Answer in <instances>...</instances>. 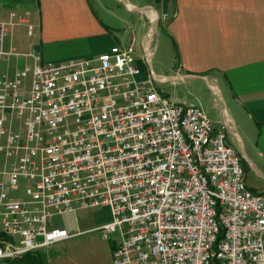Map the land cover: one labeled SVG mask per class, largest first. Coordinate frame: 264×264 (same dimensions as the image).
I'll list each match as a JSON object with an SVG mask.
<instances>
[{"label":"built area","instance_id":"obj_1","mask_svg":"<svg viewBox=\"0 0 264 264\" xmlns=\"http://www.w3.org/2000/svg\"><path fill=\"white\" fill-rule=\"evenodd\" d=\"M12 23L0 14L1 263L70 237L55 214L108 205L114 264H264V198L226 123L170 99L132 48L44 59L5 49Z\"/></svg>","mask_w":264,"mask_h":264},{"label":"crops","instance_id":"obj_2","mask_svg":"<svg viewBox=\"0 0 264 264\" xmlns=\"http://www.w3.org/2000/svg\"><path fill=\"white\" fill-rule=\"evenodd\" d=\"M29 7H35L33 17ZM12 11L26 14L28 21L11 18ZM0 14L13 22L11 31L22 22L36 28L39 41L56 49L44 59L95 57L119 44L132 48L142 65L154 71L167 96L165 82L201 78L212 105L189 104L200 105L215 127L227 124V139L239 141L243 150L247 184L264 194V0H0ZM158 21L166 24L180 54L168 73L156 72L151 64ZM52 29L61 40L45 38ZM174 100L188 104L178 94ZM91 208L59 213L68 217L58 223L53 217L54 225L72 235L59 241L61 248L54 247L56 242L38 249L46 264H114L117 235L106 239L99 227L112 219L111 208Z\"/></svg>","mask_w":264,"mask_h":264},{"label":"rangeland","instance_id":"obj_3","mask_svg":"<svg viewBox=\"0 0 264 264\" xmlns=\"http://www.w3.org/2000/svg\"><path fill=\"white\" fill-rule=\"evenodd\" d=\"M23 5V4H22ZM25 8V7H21ZM32 10V17L34 16V10L35 7H29ZM99 12H103L102 9L99 7H96ZM23 9V13H24ZM22 13V14H23ZM31 15H28V17ZM30 25V24H29ZM29 25L26 23H19L13 27V30H9L6 40H5V49H9L11 47V44L15 46L16 50L19 52H27V51H39L42 53L43 57H46V52H56V49L48 47V42L46 40L39 41V37L36 36V28L32 27L29 28ZM31 32V34L29 33ZM51 33H47L45 36H51L52 39H55L56 42L60 37L56 35V29L50 30ZM67 39V38H66ZM55 45V43H54ZM58 45V43H57ZM151 46L153 49H155L154 54L151 56V64L153 68L158 73H168L172 71V68L175 64V62H178L180 58V54L178 52L177 45L175 44V41L173 38L169 35L166 29V24L158 21L157 23V29L153 32V38L151 41ZM44 50V51H43ZM30 57H26L25 54L20 55H10L9 58H6L3 60L4 67H9L10 71H13L14 69L18 67H23L25 62L29 60ZM146 61L149 62V58L146 57ZM203 81L201 78H193L191 80L186 81H176L169 80L163 84L165 90L168 92V96L170 99H175L177 97V94L180 96V99H185L186 102L189 103H202L203 105H209L210 100L212 98V95L210 91L208 90L207 84H203ZM184 100V101H185ZM212 102V101H211ZM228 140V139H227ZM229 141V140H228ZM234 147L237 149L238 152H241V154L244 156L243 150L240 146L239 141L231 142ZM243 159V158H242ZM243 163V160H242ZM25 183H21L20 191H23V185ZM13 195H18L16 193H13ZM87 211H91V207H86ZM86 212V211H84ZM68 217L67 214H56L54 216V221L56 223L59 222L60 218L66 219ZM55 248H61V242L54 245ZM0 264H27V263H21L18 261H13L12 259H6L3 260Z\"/></svg>","mask_w":264,"mask_h":264},{"label":"trees","instance_id":"obj_4","mask_svg":"<svg viewBox=\"0 0 264 264\" xmlns=\"http://www.w3.org/2000/svg\"><path fill=\"white\" fill-rule=\"evenodd\" d=\"M12 260L27 264H46L44 254L38 250L26 252Z\"/></svg>","mask_w":264,"mask_h":264},{"label":"bare ground","instance_id":"obj_5","mask_svg":"<svg viewBox=\"0 0 264 264\" xmlns=\"http://www.w3.org/2000/svg\"><path fill=\"white\" fill-rule=\"evenodd\" d=\"M259 197L264 198V194L259 193Z\"/></svg>","mask_w":264,"mask_h":264}]
</instances>
